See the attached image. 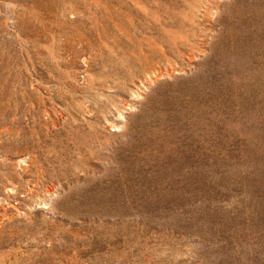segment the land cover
<instances>
[{
  "label": "rangeland",
  "instance_id": "374dc122",
  "mask_svg": "<svg viewBox=\"0 0 264 264\" xmlns=\"http://www.w3.org/2000/svg\"><path fill=\"white\" fill-rule=\"evenodd\" d=\"M0 264H264V0H0Z\"/></svg>",
  "mask_w": 264,
  "mask_h": 264
}]
</instances>
